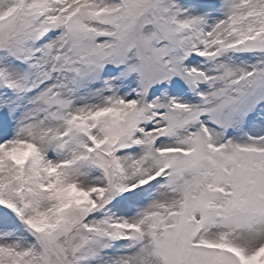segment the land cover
<instances>
[{"label":"snow or ice","instance_id":"snow-or-ice-1","mask_svg":"<svg viewBox=\"0 0 264 264\" xmlns=\"http://www.w3.org/2000/svg\"><path fill=\"white\" fill-rule=\"evenodd\" d=\"M0 264H264V0H0Z\"/></svg>","mask_w":264,"mask_h":264}]
</instances>
